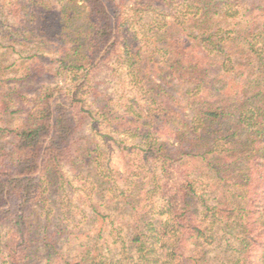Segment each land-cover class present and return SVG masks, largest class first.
Listing matches in <instances>:
<instances>
[{"label": "trees", "instance_id": "16d2710c", "mask_svg": "<svg viewBox=\"0 0 264 264\" xmlns=\"http://www.w3.org/2000/svg\"><path fill=\"white\" fill-rule=\"evenodd\" d=\"M16 43L35 53L9 63ZM115 57L131 88L107 97ZM19 114L7 264H264V0H0V122Z\"/></svg>", "mask_w": 264, "mask_h": 264}, {"label": "rangeland", "instance_id": "374dc122", "mask_svg": "<svg viewBox=\"0 0 264 264\" xmlns=\"http://www.w3.org/2000/svg\"><path fill=\"white\" fill-rule=\"evenodd\" d=\"M4 5L7 6V1L4 2ZM6 10H7V8H6ZM13 22H15L16 28H17L19 18L17 16L9 15V18L5 21V24H4V31L6 34H9V35L11 34L14 36L15 30L11 29V27L14 25ZM7 39H9V37ZM5 42H6L5 45H8L10 41L6 40ZM11 42H13V41H11ZM15 47H17L18 53H15L13 55V57L8 58L9 63L12 62L14 59H18L22 50L26 49V52L35 53V51L33 49H31L32 46H30L31 48L30 47L27 48L26 46L18 45V43H16ZM23 47H26V48L24 49ZM14 71L10 72V74L14 75ZM18 72L21 73L22 70L16 68L15 74H18ZM125 72H126V69H125L123 64L119 63L118 58L117 57L111 58L107 63L103 64V66L100 68V71L96 74L95 82H96V86H97V88H96L97 91L100 94L106 95L107 97L111 94L119 97V96H121V94L124 91H125V93H127V91L130 90L131 86L129 85V81L126 78V76H124ZM128 93L130 94V92H128ZM23 94H24L25 101L22 100L20 102V104L15 106V108L26 109L28 106V102L30 103V101H27L28 98L32 97V93L30 92V90H28L26 93H23ZM19 117H21L20 114L17 116L14 115V117L11 119V122H10L11 125L8 123L7 119L5 118L2 122H0V126H2V127H4V126L16 127V125L18 126L20 124ZM85 123H88V122H83V127L81 128V130H79V134H78V137L81 138L83 141H84V138L86 137V135L89 136L91 133L89 123L88 124H85ZM110 155H111L112 160H113L112 162L114 164H116L117 166H119L120 168H122V166H123L122 158L118 154V151L116 149H113V151L110 153ZM65 171L67 172V175H69V177H71V173H70L68 166L65 167ZM76 185L80 186L81 184L79 182H76ZM62 194H63L62 196L56 195L55 198H50V199L58 198L59 202H62V199H64V201L67 203L71 202L73 204H78L79 203V197L84 196V194H82L79 191L71 190L70 187L66 188L62 192ZM82 203H84L83 208L86 209L87 208L86 200L83 199L81 201V204ZM88 213L89 212H86L87 216H89ZM10 229H11V223L6 222V223L2 224V226L0 228V233L2 232V236H3ZM5 242H6L5 238H0V264H7L6 263Z\"/></svg>", "mask_w": 264, "mask_h": 264}]
</instances>
